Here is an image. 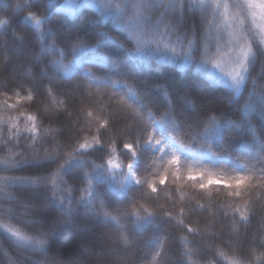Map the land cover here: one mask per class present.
Masks as SVG:
<instances>
[{
	"label": "snow or ice",
	"instance_id": "1",
	"mask_svg": "<svg viewBox=\"0 0 264 264\" xmlns=\"http://www.w3.org/2000/svg\"><path fill=\"white\" fill-rule=\"evenodd\" d=\"M34 5L42 8L32 11ZM15 9L27 10L25 20L37 34L40 51L29 48L27 32L13 31L15 47L10 48L3 37L12 20L4 16L0 61L10 63L6 53L14 51L24 64L39 66V79L29 67L31 87L5 82L0 92L7 97L4 89H9L18 104L43 94L52 110L28 114L23 124L12 116L0 119V151H6L0 171L55 167L35 177L0 175V240L7 244L0 246V264H43L27 253L46 255L81 214L114 225L118 243L129 251V231L142 232L151 225L174 223L200 236L213 235L217 227L222 231L229 217L233 232H238V223L251 224L257 207L253 199H264L257 196L264 189V0H75L77 11L95 10V17L87 19L90 26L108 25L114 35L81 34L72 21L56 19L59 9L52 0H25ZM189 13H198V22L187 24ZM154 60L196 69L202 79L175 93L160 84L141 90L140 76ZM61 81L63 86L56 87ZM218 85L234 93L229 104L247 91L239 121L231 119V108L204 105L197 113L194 95H210ZM75 93L81 95L78 108ZM4 106L17 108L6 101ZM257 109L260 115L253 123L250 117ZM54 117L63 122L54 125ZM232 129L238 131L239 143L226 141L225 133ZM185 188L195 194H186ZM217 189L229 197L215 204L219 216L212 210ZM73 192L80 194L78 199ZM203 196L209 197L207 207L198 199ZM204 212L209 218L202 230L201 222L192 218ZM125 220L134 228L128 229ZM259 231L264 236V229ZM152 239L159 247L150 264H165L164 244ZM180 240L183 256L192 261V241L188 235ZM252 243L264 248V239L254 237ZM216 254L229 264H246L240 256L220 250ZM114 264H127L126 256Z\"/></svg>",
	"mask_w": 264,
	"mask_h": 264
},
{
	"label": "trees",
	"instance_id": "2",
	"mask_svg": "<svg viewBox=\"0 0 264 264\" xmlns=\"http://www.w3.org/2000/svg\"><path fill=\"white\" fill-rule=\"evenodd\" d=\"M54 9H59L57 12L56 19L63 17L69 21H72L73 27L76 28L78 32L83 34L87 32L89 35L93 34L96 31H106L111 35L115 33L111 32V28L108 25L103 26H90L87 23V19H92L95 17L94 9H80L77 11L75 9V1L70 2V0H52ZM25 0H0V17H10L12 24L10 28L4 29L5 37L10 41L9 47L14 48L15 45L11 43L13 31L22 34L24 32L28 33V42L29 48L33 49L36 53L40 51V45L37 39V34L34 33L31 29V22L25 20L27 16V10H16L15 5H23ZM44 3H47V0H44ZM42 8V5L33 6L32 11H36L37 8ZM43 14H47V10H43ZM189 16L195 17L193 20L198 22L197 13L193 16L189 13L185 19L187 24H191ZM193 21V22H194ZM83 30V31H81ZM88 43H93L94 40L87 39ZM63 47V45H61ZM10 61L14 60V65L21 67L22 74L17 73L18 69L12 72V65L10 63L7 65L3 61H0V85H3L5 82H9L11 87H15L17 83H25L31 87V82L26 78V69L31 67L39 79V66L35 63L24 64L22 61L17 59V56L14 51H9L6 53ZM14 67V68H15ZM258 66L253 70V75L256 74ZM94 72L99 74L98 69L94 68ZM17 73V74H16ZM194 79H202L200 73L196 69H181L178 64H169V63H159L157 61L152 62L151 69L145 71L139 80V88L141 90L149 89L154 90L155 85L160 84L168 88L170 92H177L178 90L182 91L185 84L192 82ZM63 82H59L56 87H62ZM251 84L248 85V88L251 89ZM218 91L212 94H201L199 98L194 99L197 102V113L203 110L204 105H210L211 107H218L227 110L231 108L230 113L231 119L235 121L240 120L241 111L245 102L248 99L247 91H243L240 97H237L235 104H229L228 99L234 93L230 89H227L224 85H218ZM7 92V97L0 92V119H6L8 116L13 118H19L20 123H24V117L28 114L35 115L38 112H42L45 109H48L50 112L52 110L47 96L41 94L36 96L33 102L20 101L17 103L16 96L13 95L12 91L9 89H4ZM21 96L27 95L26 91L19 90ZM58 99L62 97L57 96ZM220 99L223 100V103L217 104L216 101ZM81 95L79 93L74 94L73 103L78 108L80 106ZM5 101L7 104H17L16 109L6 108ZM22 105V107H21ZM59 107V105H57ZM190 109V105L186 106ZM183 111V110H182ZM183 114L187 117L191 115L190 111H183ZM219 115V112L215 113ZM260 112L257 109L254 113L251 114V119L253 123L257 122ZM53 124H60L63 122L61 117H54ZM45 127L47 122H45ZM108 138L106 133L104 139ZM226 141H231L233 143H239L241 137L236 129L229 130L225 133ZM62 142L63 138H59ZM122 147V142L117 144V148ZM198 147V145H197ZM43 150V149H41ZM49 150L51 147L49 146ZM6 155V151H0V158ZM99 155V154H98ZM248 157L244 158L246 162ZM121 160L124 163H127V160H124L121 157ZM97 163H100V160L97 159ZM55 165H51L45 169H23L20 171H9L4 172L0 171V175L7 176H31L35 177L37 175H43L51 168H54ZM71 183V182H70ZM184 191L186 194H195L193 190L185 188ZM73 196L77 199L79 198V193L73 192ZM162 198L164 197L163 194ZM258 197H264V189L258 190ZM213 207L212 210L216 211L219 216V209L215 208V204H219L223 201L229 199L222 190H214L212 193ZM201 203L205 204L207 207L208 196L198 197ZM236 202H242L237 200ZM253 203L257 205L256 215L252 219L251 224L245 226L244 224L238 223V232L231 231V217L226 220H223V230L219 227L212 229L213 235H200L192 236L189 235L185 230L178 228L174 223L173 224H161L159 227L155 225L148 226L142 230V232L129 231L128 235L130 237V251L126 249L123 245L118 243L117 236L119 229H117L111 223L103 221L101 218L92 216V215H79L74 217L75 227L65 236L58 238L55 245L52 246L49 252L46 255L27 253L28 256H31L34 259H39L43 264H67V256L61 255L57 257V252L61 249H67L70 255L74 257L75 260L81 261L84 264H114V262L121 257L127 259V264H150L152 255L158 249L159 244L152 239L153 237L159 238V241L164 244L166 261L165 264H207L208 261H211V264H229L228 260L224 259L216 254L217 250L223 251L227 256L232 257L234 255L240 256L246 261V264H264V256L260 257V260H257L256 257L260 256L261 253H264V248H261L258 244L252 243L253 238L264 239V236L260 234V229H264V199H253ZM83 212V210H81ZM208 213H197L192 219L199 220L200 227L203 230L205 221L208 219ZM187 222V221H186ZM123 223L127 226L128 229H133L134 226L130 221L125 220ZM24 228L25 231L33 233L34 228L28 225H18ZM193 227H196L193 224ZM183 235H188L189 241H192V244L189 246L192 248L194 253L192 261H189L188 258L183 256L184 245L180 240V237ZM230 245H235L236 247H230ZM0 246L7 247L5 241L0 240ZM254 249V253L250 254ZM0 259H3L2 254H0ZM68 262H70L68 260Z\"/></svg>",
	"mask_w": 264,
	"mask_h": 264
},
{
	"label": "rangeland",
	"instance_id": "3",
	"mask_svg": "<svg viewBox=\"0 0 264 264\" xmlns=\"http://www.w3.org/2000/svg\"><path fill=\"white\" fill-rule=\"evenodd\" d=\"M75 0H70V2H74ZM195 17H191V16H189V18L188 19H190V21H194L193 19H194ZM14 63V60L13 61H11L10 62V65H12L11 67H12V72L14 71V70H16V69H18V71H17V73H20V75L22 74V69H21V67H19V66H16L15 67V65L13 64ZM5 64H9V63H5ZM15 67V68H14ZM258 70H259V68H258ZM257 70V71H258ZM16 73V74H17ZM68 250L67 249H61V250H59L58 252H57V257H61V255H66L67 256V259H66V261H67V264H84V263H82L81 261H78V260H75L74 259V257L72 256V255H70L69 254V252H67ZM68 260L70 261V262H68Z\"/></svg>",
	"mask_w": 264,
	"mask_h": 264
}]
</instances>
